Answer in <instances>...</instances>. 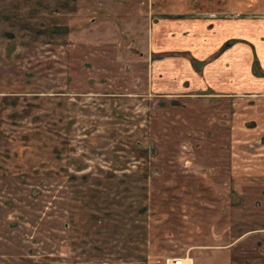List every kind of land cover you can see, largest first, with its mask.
<instances>
[{
    "label": "rangeland",
    "instance_id": "1",
    "mask_svg": "<svg viewBox=\"0 0 264 264\" xmlns=\"http://www.w3.org/2000/svg\"><path fill=\"white\" fill-rule=\"evenodd\" d=\"M255 15L264 0H0V264H264V182L229 179L231 116L150 75L185 56L152 52L162 20Z\"/></svg>",
    "mask_w": 264,
    "mask_h": 264
},
{
    "label": "crops",
    "instance_id": "2",
    "mask_svg": "<svg viewBox=\"0 0 264 264\" xmlns=\"http://www.w3.org/2000/svg\"><path fill=\"white\" fill-rule=\"evenodd\" d=\"M151 50L185 54L153 61L152 86L215 99L231 116L229 179L264 182V15L169 17L153 26Z\"/></svg>",
    "mask_w": 264,
    "mask_h": 264
},
{
    "label": "built area",
    "instance_id": "3",
    "mask_svg": "<svg viewBox=\"0 0 264 264\" xmlns=\"http://www.w3.org/2000/svg\"><path fill=\"white\" fill-rule=\"evenodd\" d=\"M168 264H191L188 260L180 258L169 261Z\"/></svg>",
    "mask_w": 264,
    "mask_h": 264
}]
</instances>
